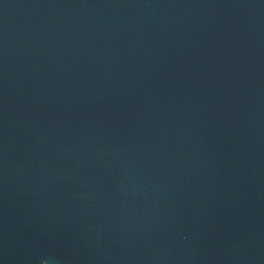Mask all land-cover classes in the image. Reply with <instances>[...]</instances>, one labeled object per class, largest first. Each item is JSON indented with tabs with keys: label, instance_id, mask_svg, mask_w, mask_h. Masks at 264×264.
Masks as SVG:
<instances>
[{
	"label": "water",
	"instance_id": "1",
	"mask_svg": "<svg viewBox=\"0 0 264 264\" xmlns=\"http://www.w3.org/2000/svg\"><path fill=\"white\" fill-rule=\"evenodd\" d=\"M0 264H264V0H0Z\"/></svg>",
	"mask_w": 264,
	"mask_h": 264
}]
</instances>
